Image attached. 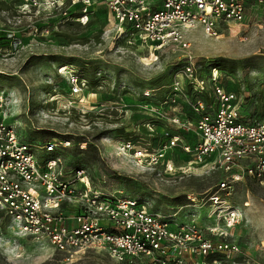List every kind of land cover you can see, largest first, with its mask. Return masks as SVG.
<instances>
[{
    "label": "rangeland",
    "instance_id": "374dc122",
    "mask_svg": "<svg viewBox=\"0 0 264 264\" xmlns=\"http://www.w3.org/2000/svg\"><path fill=\"white\" fill-rule=\"evenodd\" d=\"M51 6L45 4L41 15L20 16V8L0 0V114L5 122L41 157L43 144L70 140L62 150L68 168H86L96 186L123 190L124 196L175 221L211 226L208 196L225 174L194 163L180 146L167 147L179 129L162 115H171L173 108L160 103L185 52L166 48L155 58L149 47L119 36L105 7L84 23L75 15L50 14ZM73 8L79 13V4ZM219 28L217 36L200 26L189 29V51L206 71L207 63L227 70L224 83L243 94V117L259 116L264 110V12L249 9L242 22ZM75 73L86 79L79 94L71 93L69 83ZM177 138L186 141L182 134ZM228 199L240 208V222L220 227L223 235L209 236L239 249L212 253L208 264H264V183L246 178ZM0 264L122 263L97 248L60 253L49 243L16 234L0 212Z\"/></svg>",
    "mask_w": 264,
    "mask_h": 264
},
{
    "label": "built area",
    "instance_id": "2783aa9c",
    "mask_svg": "<svg viewBox=\"0 0 264 264\" xmlns=\"http://www.w3.org/2000/svg\"><path fill=\"white\" fill-rule=\"evenodd\" d=\"M2 1L16 8L36 3ZM72 4L80 5L84 23L105 7L119 36L149 47L155 58L161 49L185 52L184 63L160 102L173 112L161 113L179 129L167 147L180 146L194 163L225 174L208 196L214 223L202 229L193 221H175L124 196L123 190L96 186L86 168H68L62 150L71 146L70 140L43 144L46 155L41 157L35 145L24 141L0 114V212L9 219V227L63 254L97 248L122 264L146 260L150 264H208L206 258L212 253L238 251L236 243L209 235H223L226 232L220 227L240 222V208L228 199L237 182L251 178L264 183V113L243 117V94L224 83L217 66L207 63L206 71L205 64H197L189 51L187 31L200 26L217 36L221 24L242 22L247 10L264 12V0H72ZM85 81L83 75L71 74V93H81ZM3 101L0 93V108ZM179 134L186 141L178 139ZM153 157L157 163L159 155Z\"/></svg>",
    "mask_w": 264,
    "mask_h": 264
},
{
    "label": "flooded vegetation",
    "instance_id": "af4514ba",
    "mask_svg": "<svg viewBox=\"0 0 264 264\" xmlns=\"http://www.w3.org/2000/svg\"><path fill=\"white\" fill-rule=\"evenodd\" d=\"M45 4L52 5L50 10H49L50 14L51 13L56 14L55 12H58V14L68 15L71 17H73L75 15L76 18H79L81 16L80 13L76 12V10L73 8L74 4H72V0H36L35 4L30 3V4L23 5L20 8V10L22 11L20 16H28L29 14L34 15V16L41 15V13L43 11L42 10L43 6H45ZM33 10H34V12H33ZM37 18L40 19V16ZM67 19H69V18H67ZM52 32H53V34H57V30H55V29H53Z\"/></svg>",
    "mask_w": 264,
    "mask_h": 264
},
{
    "label": "trees",
    "instance_id": "16d2710c",
    "mask_svg": "<svg viewBox=\"0 0 264 264\" xmlns=\"http://www.w3.org/2000/svg\"><path fill=\"white\" fill-rule=\"evenodd\" d=\"M100 9H101V8H99L98 10H96L93 14L97 13ZM3 42H5V41H1V43H3ZM226 71H227V70H226ZM226 71L223 72V73H225V75H226V73H227ZM230 89H232V88L230 87ZM263 113H264V110H263V112H261V114H259V116H261Z\"/></svg>",
    "mask_w": 264,
    "mask_h": 264
},
{
    "label": "bare ground",
    "instance_id": "6f19581e",
    "mask_svg": "<svg viewBox=\"0 0 264 264\" xmlns=\"http://www.w3.org/2000/svg\"><path fill=\"white\" fill-rule=\"evenodd\" d=\"M138 156H142V155H138Z\"/></svg>",
    "mask_w": 264,
    "mask_h": 264
}]
</instances>
